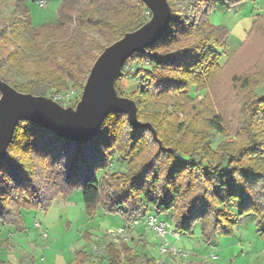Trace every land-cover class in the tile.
Listing matches in <instances>:
<instances>
[{
  "label": "trees",
  "instance_id": "16d2710c",
  "mask_svg": "<svg viewBox=\"0 0 264 264\" xmlns=\"http://www.w3.org/2000/svg\"><path fill=\"white\" fill-rule=\"evenodd\" d=\"M167 1L171 16L165 32L143 52L131 55L116 80L118 94L125 96L133 74L138 91L130 98L137 118L154 127L164 149L148 129L133 128L122 113H109L95 137L83 143L21 120L0 159L4 224L23 230L22 208H46L59 192L79 187L89 215L100 207L120 212L127 222L154 210L169 217L178 233L190 234L199 222L209 240L215 233L231 234L238 220L253 214L264 239V93L241 105L234 141H221L213 148L214 134H227L223 115L209 109L207 97L199 100L186 92L190 87L198 92L208 89L223 66L239 58L247 40L264 32V15L254 19L242 45L219 65L216 48L224 46L226 33L212 26L207 16L226 0ZM57 16V22L35 27L25 0L14 1L0 22V79L20 92L42 96L82 88L81 49L97 50L88 74L104 47L140 27L150 11L141 0H62ZM96 31L109 35L107 44L90 34ZM6 66L21 79L7 80ZM231 78L247 86V78ZM179 113L185 115L182 122L177 120ZM100 132L106 137L107 155L115 151L123 156L126 170L98 180L87 169L81 177L79 166L97 153L90 147ZM109 158L96 167H106ZM102 250L108 264H156L147 253L133 254L125 242H108Z\"/></svg>",
  "mask_w": 264,
  "mask_h": 264
},
{
  "label": "rangeland",
  "instance_id": "374dc122",
  "mask_svg": "<svg viewBox=\"0 0 264 264\" xmlns=\"http://www.w3.org/2000/svg\"><path fill=\"white\" fill-rule=\"evenodd\" d=\"M61 1L50 0L44 8H39L32 0H28L26 4L31 24L37 27L41 23L57 22V11ZM10 10V6L0 0V22ZM259 15H264V0H236L232 2L226 0L225 5L216 6L210 10L207 16L209 23L226 33L224 46L216 48L220 55L219 65H223L242 45L254 19ZM262 20L264 21V17ZM90 34L101 45L107 44L110 40L109 35L97 31ZM6 48L10 49L11 46ZM96 52V49L89 46L81 49L82 61L79 63L81 80L86 79L89 61ZM131 66L134 67L135 63ZM129 70L131 71V67ZM233 75L247 78V86L244 88L240 85V80H232ZM3 76L9 81L21 79L15 72L7 69V66ZM129 77L128 87L123 90V94L128 98L134 96L138 91L137 83L132 80L133 74ZM81 91L82 88L70 87L47 97L63 106H75ZM63 92L67 94L64 95ZM186 92L191 97L197 96L199 100L207 97L209 109L223 115L227 134L215 133L211 146L215 148L221 141H234L236 131L239 129L238 115L241 105L246 99L264 93V32L247 40L239 58H233L226 66L224 65L208 89L198 92L194 87H190ZM176 95L174 94V96ZM177 118L178 122H182L185 115L179 113ZM105 139V135L100 132L93 140L90 148L93 147L97 153L88 155L87 160L82 162L79 166V176L83 177L84 171L88 169L93 172L95 178L101 180L106 174L126 170V159L123 156L115 151L107 155ZM108 158L109 163L106 167H96L97 162L107 161ZM54 170H57V167ZM69 189L66 188L67 191H64V194L59 192L56 197L51 199L46 208H22L20 212L23 230H17L15 225H7L0 220V263L108 264L103 258V247L108 242H114L116 245L125 242L131 246L133 254L147 253L154 257L156 264H186L189 262L264 264V239L259 236L256 217L253 214L238 220L231 234L215 233L209 240L202 235L199 222L194 223L190 234L177 233L178 239L168 235L169 245L181 247L189 253L187 257L180 258L172 254H160V239L156 246L153 239L159 237L141 221L135 224L128 222L129 224L126 225L120 212H104L100 207L94 214L89 215L85 211L79 187H75L71 191ZM226 208L229 209L230 206ZM150 213L159 215L173 228V222L169 217L157 214L154 210H151ZM141 226L149 230L146 233V238L151 243H148L145 248L137 239L139 234L137 229ZM121 227H125V234L122 238L115 239L108 233L109 231L115 232ZM132 234H134L133 239H131ZM1 255L6 259L1 258ZM212 255H217V258L212 259Z\"/></svg>",
  "mask_w": 264,
  "mask_h": 264
},
{
  "label": "water",
  "instance_id": "95a60500",
  "mask_svg": "<svg viewBox=\"0 0 264 264\" xmlns=\"http://www.w3.org/2000/svg\"><path fill=\"white\" fill-rule=\"evenodd\" d=\"M150 17L140 27L104 47L92 63L75 106H63L50 97L16 90L0 79V159L5 158L19 121L27 120L77 143L90 141L109 113L126 114L133 128H146L164 149L154 127L137 118L134 100L121 96L116 80L125 61L143 52L165 32L171 7L167 0H141Z\"/></svg>",
  "mask_w": 264,
  "mask_h": 264
},
{
  "label": "built area",
  "instance_id": "2783aa9c",
  "mask_svg": "<svg viewBox=\"0 0 264 264\" xmlns=\"http://www.w3.org/2000/svg\"><path fill=\"white\" fill-rule=\"evenodd\" d=\"M49 0H33V2L39 7L44 8ZM139 221L145 223L154 233L157 237L160 239L159 243V253L162 255L165 254H172L173 256L185 258L188 256V252L185 249H182L181 247H173L169 245L167 236L170 235L173 238H179L178 232H176L172 226L163 218L153 214L148 213L144 215L142 218L138 217L132 220H129L126 222V225L129 223L135 224ZM129 222V223H128ZM109 234L113 235L115 239L122 238L125 234V227L119 228L117 231H109ZM178 233V234H177ZM212 259H216L217 255H212Z\"/></svg>",
  "mask_w": 264,
  "mask_h": 264
},
{
  "label": "crops",
  "instance_id": "0c3cea01",
  "mask_svg": "<svg viewBox=\"0 0 264 264\" xmlns=\"http://www.w3.org/2000/svg\"><path fill=\"white\" fill-rule=\"evenodd\" d=\"M1 1H3L5 4L9 5L10 8H12V4L14 3L15 0H1ZM27 1L28 0H25L26 3H27ZM49 2H50V0L48 1V3ZM137 230H138V233H139L137 239L140 242L141 246H144V248H145L146 246H148L147 245L148 243H151V241H149V239L147 241V238H146V233L149 230H148V228H145L144 226L139 227ZM136 231H135V233H136ZM133 238H134V234H132V236H131V239H133ZM153 239H154V245L156 246L159 243V238L154 237ZM149 257H152L154 259L153 256H149ZM1 258L6 259L5 256H3V255H1Z\"/></svg>",
  "mask_w": 264,
  "mask_h": 264
},
{
  "label": "snow or ice",
  "instance_id": "6c2138e0",
  "mask_svg": "<svg viewBox=\"0 0 264 264\" xmlns=\"http://www.w3.org/2000/svg\"><path fill=\"white\" fill-rule=\"evenodd\" d=\"M194 203H195V202L193 201V205H194ZM190 210H192V209H190Z\"/></svg>",
  "mask_w": 264,
  "mask_h": 264
}]
</instances>
